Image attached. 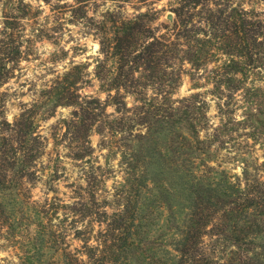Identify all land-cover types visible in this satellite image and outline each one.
Segmentation results:
<instances>
[{
  "label": "trees",
  "instance_id": "trees-1",
  "mask_svg": "<svg viewBox=\"0 0 264 264\" xmlns=\"http://www.w3.org/2000/svg\"><path fill=\"white\" fill-rule=\"evenodd\" d=\"M89 1L74 0L80 8ZM256 2L264 5V0ZM169 10L172 20L156 25L158 11L152 8L129 18L109 11L98 21L100 56L93 69L104 99L80 92L86 77L82 64L42 89L39 101L23 104L12 121L5 117L0 92V225L7 238L25 245L18 246L21 264H130L141 243L142 217L148 215L143 210L154 213L150 205L155 199L173 217L177 209H185L167 264H264V87L248 82L254 74L264 76V16L240 0H172ZM33 16L35 11L23 0H13L3 10L0 86L22 58L24 22ZM186 65L208 75L218 100L215 126L199 93L174 97L189 70ZM60 106L72 107L61 120L72 158L91 155L88 137L96 132L101 145L118 155L123 172L105 205L97 201L99 176L85 178L88 198L79 196L78 211L97 215L99 228L95 234L93 228L77 231L81 246L75 251L49 246L56 241V230L40 214L25 240L16 238L21 231L14 225L30 213L25 183L37 179L36 162L44 154L39 117L53 116ZM242 106L237 120L234 112ZM232 124H241L245 137L263 148L261 162L254 158L250 164L239 154V175H230L216 162ZM8 190L13 209L3 201ZM176 195L180 201L172 204L169 196ZM204 236L213 245L224 240L228 255L204 248ZM51 249L57 258L48 257Z\"/></svg>",
  "mask_w": 264,
  "mask_h": 264
},
{
  "label": "rangeland",
  "instance_id": "rangeland-1",
  "mask_svg": "<svg viewBox=\"0 0 264 264\" xmlns=\"http://www.w3.org/2000/svg\"><path fill=\"white\" fill-rule=\"evenodd\" d=\"M13 0H0V26L4 8H9ZM35 11V16L24 22L25 47L22 58L15 65L13 76L0 86L3 92L4 114L8 121H12L20 111L23 104L39 101L41 90L49 86L58 76L74 64H82L86 72L84 83L80 92L105 98V93L98 89L99 82L94 76V62L99 55V22L104 19V14L109 11L121 17H132L139 12L152 8L157 10L154 24L167 20V14L172 0H147L139 2L136 0H91L82 7H77L74 0H23ZM246 8L254 7L264 16V5L256 0H240ZM76 6V7H75ZM172 14V13H171ZM189 69V66L186 65ZM253 84L264 87V76L254 74ZM212 84L208 80L206 71L199 73L188 70L182 74L180 85L174 97L187 96L191 93H199V98L205 99L208 105L207 116L210 124H218L217 99L211 93ZM262 95V93H260ZM235 98H239L235 96ZM130 99L128 98V101ZM234 102V100H232ZM240 103V102H239ZM244 104V103H243ZM242 104V105H243ZM230 109V108H229ZM112 109H107L110 112ZM237 110V109H236ZM244 107L234 112L235 117L241 119ZM72 107H57L53 116L39 121L38 131L45 138L44 154L36 162L37 179L32 183H25L29 193V214L21 216L14 221L17 231H21L19 240H25L30 232L34 231L35 222L39 214L44 216L47 224L56 230V241L49 246H59L75 251L80 249L81 242L76 238L77 231L88 232L99 228L96 223L97 215H82L77 200L79 196L85 200L87 194L84 192L85 178L91 173L99 176L95 182L99 188L97 201L99 204H109L113 199L111 195L116 192V186L122 181L123 172L118 163V155L110 151L108 147L101 145V138L96 132H92L89 143L92 153L85 159H74L68 137H62L65 129L62 119L68 118ZM229 111V110H228ZM234 111V110H231ZM230 112V111H229ZM261 114H264L262 108ZM241 124L230 125V133L226 135L227 142L218 151L216 162L221 168H225L230 175H239L242 162L239 154L243 153L251 164L252 161H262V149L258 143L245 137L247 129ZM83 133L79 132L80 142ZM93 182V181H92ZM14 185L13 181H9ZM87 190V189H86ZM3 201L8 209H13L15 201L13 193L6 191ZM169 196L172 204L180 201V197ZM170 198V199H171ZM89 201V200H88ZM157 200L150 208L156 209L150 214L142 217L140 226V245L133 251L130 264H167L170 262L167 253L172 249V239L178 232V225L182 219L185 209H177L176 216L168 213L161 203L157 206ZM111 206V205H110ZM110 211L108 207L105 208ZM14 210H17L14 208ZM161 213H160V212ZM28 212V211H27ZM89 214V213H86ZM96 217V218H95ZM44 229V228H40ZM16 231V232H17ZM19 234V233H15ZM5 227L0 225V264H21L18 258L20 249L24 244L13 242L7 238ZM204 248L213 250L218 256L228 255L227 243L222 240L213 245L207 236L203 237ZM35 246V245H34ZM264 253V249H261ZM262 253V256L264 254ZM57 258L53 250L49 251L48 257ZM225 264H228L226 262Z\"/></svg>",
  "mask_w": 264,
  "mask_h": 264
},
{
  "label": "water",
  "instance_id": "water-1",
  "mask_svg": "<svg viewBox=\"0 0 264 264\" xmlns=\"http://www.w3.org/2000/svg\"><path fill=\"white\" fill-rule=\"evenodd\" d=\"M166 17H167V19H168L169 21L172 20V14H171V13H168Z\"/></svg>",
  "mask_w": 264,
  "mask_h": 264
}]
</instances>
